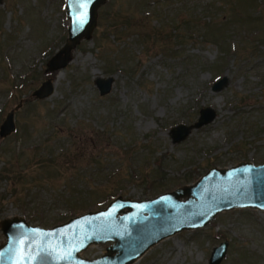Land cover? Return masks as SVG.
I'll return each instance as SVG.
<instances>
[{"label": "rangeland", "instance_id": "rangeland-1", "mask_svg": "<svg viewBox=\"0 0 264 264\" xmlns=\"http://www.w3.org/2000/svg\"><path fill=\"white\" fill-rule=\"evenodd\" d=\"M97 12L90 39L53 75L52 95L34 100L67 39L65 0H0V126L13 110L16 124L0 139V220L49 229L110 201L76 213L87 187L95 197L123 182L116 196L147 200L213 167L264 162V0H107ZM110 77L100 95L96 81ZM207 107L215 119L173 144L171 128ZM222 242L220 264H264V212L221 213L134 264H208Z\"/></svg>", "mask_w": 264, "mask_h": 264}, {"label": "water", "instance_id": "water-1", "mask_svg": "<svg viewBox=\"0 0 264 264\" xmlns=\"http://www.w3.org/2000/svg\"><path fill=\"white\" fill-rule=\"evenodd\" d=\"M107 0H65L68 19L67 39L49 60L46 73L64 68L71 51L82 39H90L97 22V9ZM114 79L99 78L100 95L110 92ZM48 78L32 92L34 100L53 93ZM226 78L216 81L212 91H220ZM21 105V104H20ZM20 105L16 108L18 109ZM15 110L0 126V139L16 130ZM214 110L203 108L192 125L179 124L170 130L173 144L183 142L192 129L211 123ZM248 209L264 212V162H239L230 168H210L193 184L155 196L133 200L121 195L104 208L87 211L49 229L30 225L23 217L0 220V264H134L160 242L185 231H196L210 224L217 215ZM109 243L98 258L82 254L92 246ZM227 242L214 247L208 264H220L226 256Z\"/></svg>", "mask_w": 264, "mask_h": 264}, {"label": "trees", "instance_id": "trees-1", "mask_svg": "<svg viewBox=\"0 0 264 264\" xmlns=\"http://www.w3.org/2000/svg\"><path fill=\"white\" fill-rule=\"evenodd\" d=\"M160 162H161L160 160L154 161L155 164H159ZM114 175H115L114 172L107 173L105 175V179H106L105 182L106 183L109 182ZM122 183H120L116 187V190H113L112 193L107 192V193L103 194V193L97 192L95 197H93V195L91 193L92 190H89L90 189L89 187H87L89 189L85 188L84 191L82 192V194L91 196V198H84V199L81 198L82 201L80 202V204L76 205L75 206L76 208H74V209H77L76 213L77 212L80 213V212H82V211H84L86 209H89V208H99L100 204L105 203L108 200H111L112 197L116 196V194H118L122 190V188H121L122 187Z\"/></svg>", "mask_w": 264, "mask_h": 264}]
</instances>
